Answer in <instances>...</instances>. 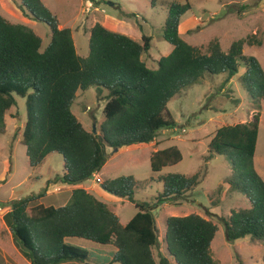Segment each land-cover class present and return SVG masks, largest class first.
Returning <instances> with one entry per match:
<instances>
[{
  "label": "trees",
  "instance_id": "obj_1",
  "mask_svg": "<svg viewBox=\"0 0 264 264\" xmlns=\"http://www.w3.org/2000/svg\"><path fill=\"white\" fill-rule=\"evenodd\" d=\"M19 1L25 17L48 25L52 39L41 52L43 40L32 29L13 24L0 13V137L7 133V116L17 108L18 99L26 100L22 143L30 168L35 171L49 156L60 155L64 173L48 186L60 183L76 188L64 206L41 204L45 191L16 201L4 216L16 248L30 264H88L91 254L69 243L72 239L113 247L110 262L101 258L105 264H220L211 250L218 227L196 214L167 219L166 251L159 262L154 257L161 244L155 211L163 205H180L200 185L201 173L159 176L165 168L183 161L178 148L159 150L151 157L152 173L163 184L162 193L152 203L135 199L140 184L132 176L102 184L104 191L135 204L137 214L126 226L106 204L77 187L103 170L109 149L118 152L147 146L160 132L176 130L168 106L182 91L220 75H226L228 84L241 69L245 70L241 85L258 112L250 122L217 130L207 160L216 155L226 157L233 164L226 183L232 192L250 201V207L234 210L230 218L223 219L227 240L264 242V180L255 168L264 108V69L257 58L244 54L245 45H251L253 38L232 43L227 52L215 40L203 53L180 34L182 22L193 11L191 0L172 1L163 39L173 51L153 70L143 60L152 48L150 37L143 35L139 41L97 23L90 30L89 56L82 57L72 30L61 28L42 0ZM90 89H96L99 96L107 92L101 135L87 131L72 111L78 93ZM14 118L21 119L18 112Z\"/></svg>",
  "mask_w": 264,
  "mask_h": 264
},
{
  "label": "rangeland",
  "instance_id": "obj_2",
  "mask_svg": "<svg viewBox=\"0 0 264 264\" xmlns=\"http://www.w3.org/2000/svg\"><path fill=\"white\" fill-rule=\"evenodd\" d=\"M172 1L185 3L187 0H42L58 18L60 27L72 30L80 56H89L91 28L97 23H105L107 27L111 24L113 31L133 36L136 40L140 41L143 35L152 39V48L143 60L153 70L158 69L161 58L173 51V47L163 39L168 6ZM191 3L193 11L180 26L185 42L206 53L210 43L218 40L227 52L232 43L253 38L251 45H245L244 54L257 58L264 69V0H191ZM244 6L248 7L245 11L242 9ZM0 13L9 22L32 29L43 40L41 52L50 45L52 34L48 25L40 19L25 17L19 0H0ZM244 73L245 70L241 69L239 76L228 84H225L226 75L208 77L182 91L168 106L177 129L160 132L157 149L176 147L182 153L183 161L165 168L159 176L202 175L199 187L187 195L186 201L178 206L163 205L155 211L161 240L160 248L154 250L157 262L166 251L167 219L196 214L218 227L211 248L214 260L220 264H240V261L243 264H264V242H254L250 238L233 243L227 240L223 219L230 218L234 210L250 207V201L243 194L232 192L226 183L233 173V164L226 157L216 155L207 160L209 144L217 130L250 122L258 112V107L241 85L240 77ZM106 95L104 92L99 96L96 89L80 92L72 107L84 128L98 135H101V126L105 122L106 101L103 98ZM17 112L21 120L14 118ZM26 122V100L18 99L17 108L7 116V133L0 137V264H30L15 248L12 234L2 219L13 204L47 191V196L40 203L45 207H61L64 203L57 197H65L69 189L60 183L48 186L49 181L64 173V160L60 155H51L35 171L30 168L21 134V124ZM150 146H137L133 150L127 147L117 156H113L115 151L109 149L103 173L83 183L92 195L119 217L123 226L137 214L135 204L104 191L102 184L132 176L140 184L135 199L139 203H152L162 193L163 184L157 181L158 175L152 173L151 157L157 151L154 152ZM233 156L235 159V154ZM255 168L264 180V108L261 111ZM69 243L91 254L88 264H105L101 258L109 262L113 259V247L78 239L69 240Z\"/></svg>",
  "mask_w": 264,
  "mask_h": 264
},
{
  "label": "crops",
  "instance_id": "obj_3",
  "mask_svg": "<svg viewBox=\"0 0 264 264\" xmlns=\"http://www.w3.org/2000/svg\"><path fill=\"white\" fill-rule=\"evenodd\" d=\"M104 26H106L105 25V23L103 24ZM107 27V26H106ZM108 29H110V30H112L111 29V24H110V27H107ZM113 31V30H112ZM115 32H116V30H115ZM117 32H119V31H117ZM120 33H122V32H120ZM133 37V36H132ZM133 38H135V37H133ZM21 120V119H20ZM25 124L26 123H22L21 124V127H22V130H23V127L25 126ZM23 132H21V134H22ZM151 145V146H150ZM149 146H150V148L152 147L153 149L152 150H154V152H156V151H159L157 148H158V145H159V142H157V140L154 142V143H152V144H150ZM135 147H137V146H133V147H128V148H131L132 150L133 149H136ZM123 149H121V150H119L118 152H115L114 153V155L113 156H117V153H120L121 151H122ZM50 157V156H49ZM47 160V159H46ZM46 163V162H45ZM103 173V170H102V172H100L99 174H102ZM97 176V175H96ZM57 184H59V183H57ZM63 186V185H62ZM61 186V187H62ZM67 188H69L67 191L68 192H66V196L65 197H63L62 198V195H59L58 197H57V199L60 201V202H62V206H64V205H66L67 203H68V201H69V199H70V197H71V194H72V192H73V190L74 189H76L75 187H67ZM77 188H84V189H86L88 192H89V190L87 189V188H85L84 187V185L82 184V185H80V186H78ZM90 193V192H89ZM1 209V208H0ZM11 210V209H10ZM10 210H8L5 214H4V216L10 211ZM4 216H2V219L4 218ZM4 221V220H3ZM14 242V241H13ZM15 245V244H14ZM15 248H16V246H15ZM17 249V248H16ZM17 251L19 252V250L17 249ZM19 254L21 255V257H23L22 256V254L19 252ZM3 257V256H2ZM24 258V257H23ZM25 259V258H24ZM26 260V259H25ZM3 261H5V257H3ZM27 261V260H26Z\"/></svg>",
  "mask_w": 264,
  "mask_h": 264
},
{
  "label": "water",
  "instance_id": "obj_4",
  "mask_svg": "<svg viewBox=\"0 0 264 264\" xmlns=\"http://www.w3.org/2000/svg\"><path fill=\"white\" fill-rule=\"evenodd\" d=\"M96 133V132H95ZM117 152V151H116ZM103 187V186H102ZM155 214H156V212H155Z\"/></svg>",
  "mask_w": 264,
  "mask_h": 264
},
{
  "label": "built area",
  "instance_id": "obj_5",
  "mask_svg": "<svg viewBox=\"0 0 264 264\" xmlns=\"http://www.w3.org/2000/svg\"><path fill=\"white\" fill-rule=\"evenodd\" d=\"M95 176H96V175H95ZM95 176H94V177H95Z\"/></svg>",
  "mask_w": 264,
  "mask_h": 264
}]
</instances>
